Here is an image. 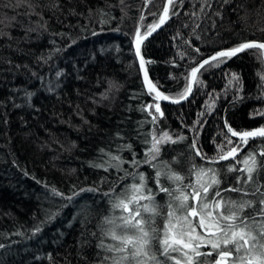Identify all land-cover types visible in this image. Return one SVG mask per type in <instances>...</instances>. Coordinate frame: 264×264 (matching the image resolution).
<instances>
[{
  "label": "trees",
  "instance_id": "obj_1",
  "mask_svg": "<svg viewBox=\"0 0 264 264\" xmlns=\"http://www.w3.org/2000/svg\"><path fill=\"white\" fill-rule=\"evenodd\" d=\"M166 2L0 0V264H102L109 254L99 245L112 243L101 233L103 218L119 215L111 203L138 182L134 175L143 173L156 191L153 164L167 163L185 183L196 179L191 169L215 167L221 188L234 186L237 173L224 169L235 161L211 162L225 121L236 131L264 126L262 51L206 65L184 102L157 100L134 44ZM248 41L264 42V0H175L141 55L160 92L182 100L192 67ZM153 138L160 152L150 164ZM261 150L264 139L250 140L237 159ZM110 156L124 163L110 167ZM167 199L156 195L159 204Z\"/></svg>",
  "mask_w": 264,
  "mask_h": 264
},
{
  "label": "snow or ice",
  "instance_id": "obj_2",
  "mask_svg": "<svg viewBox=\"0 0 264 264\" xmlns=\"http://www.w3.org/2000/svg\"><path fill=\"white\" fill-rule=\"evenodd\" d=\"M174 3L175 0H167L159 22L150 25V31L145 35H150L165 22L169 6ZM142 39L137 29V56L140 55ZM249 49L262 50L264 58V42H242L235 47L215 51L198 67H192V79L196 80L197 73L206 65L222 63ZM143 67L144 61L141 59ZM233 79L239 80L235 75ZM145 83L150 91L156 93L157 100L169 99L156 90V85L148 80L146 71ZM190 91L191 84L186 89V92ZM180 98H185L183 93ZM155 111L163 115L158 103ZM259 114L264 116V113ZM225 126L227 132L219 145L217 160L211 163L235 161L224 169L228 173H237L234 186L221 188V171L215 167L191 169L190 173L196 179L185 183L186 178L174 172L167 163L153 164L156 168L153 178L155 192L147 186L143 173L134 175V180L138 182L127 185L111 203L114 213L118 210L119 215L103 218L101 233L112 243L101 241L99 245L109 254L102 264H264V184L259 183V177L264 173V150L250 152L242 161L237 159L240 145H247L256 138L264 139V126L242 131L234 130L226 121ZM233 137L238 138V143L234 144ZM191 147L197 156H202L195 141ZM159 152V141L153 138L152 147L147 153L151 159L145 162L151 164ZM123 163L119 156H110L108 161L110 167L116 168ZM137 163L133 161L134 165ZM238 164H243V167H237ZM161 178L170 182V186H164ZM52 192L56 196H63L56 189H52ZM158 193L167 196L164 204L157 203ZM225 193H237L239 199L225 198ZM158 219L162 220L160 227H157ZM36 230L39 231V228ZM205 248L208 250L202 251Z\"/></svg>",
  "mask_w": 264,
  "mask_h": 264
},
{
  "label": "water",
  "instance_id": "obj_3",
  "mask_svg": "<svg viewBox=\"0 0 264 264\" xmlns=\"http://www.w3.org/2000/svg\"><path fill=\"white\" fill-rule=\"evenodd\" d=\"M166 4H167V2H166ZM169 9H170V6H169ZM168 19H169V14H168V18L165 20V22L159 27V28H157V29H155L154 31H152L151 32V34L150 35H144V36H142L143 37V39H142V42H141V44H140V55L139 56H137L136 55V57H137V60H138V64H139V68H140V72H141V75H142V79H143V82H144V84L147 86V88H148V85L145 83V71L147 72V78H148V80L152 83V84H154L153 82H152V80H151V78H150V76H149V73H148V71H147V68H146V65H145V62H144V67L143 68H141V59H143V57H142V55H141V47H142V45L150 38V37H152L155 33H157L163 26H164V24L168 21ZM134 49H135V53H136V42H135V44H134ZM262 51V50H261ZM239 54H241V53H239ZM239 54H237V55H239ZM144 61V60H143ZM263 61H264V58H263ZM198 74V73H197ZM195 81L196 80H191V91L188 93V95L184 98V99H182V100H172V99H167V100H163L164 102H170V103H181V102H184L185 100H187L191 95H192V93H193V90H194V86H195ZM155 85V84H154ZM156 90L157 91H159L160 92V90L156 87ZM160 93H162V92H160ZM176 101H178V102H176Z\"/></svg>",
  "mask_w": 264,
  "mask_h": 264
}]
</instances>
